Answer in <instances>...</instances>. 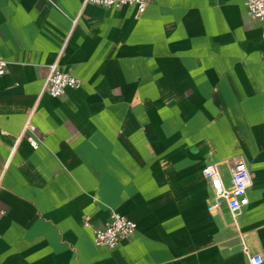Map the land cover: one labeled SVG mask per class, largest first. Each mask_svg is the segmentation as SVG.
I'll return each instance as SVG.
<instances>
[{
    "label": "crops",
    "instance_id": "1",
    "mask_svg": "<svg viewBox=\"0 0 264 264\" xmlns=\"http://www.w3.org/2000/svg\"><path fill=\"white\" fill-rule=\"evenodd\" d=\"M0 56V264H264V60L243 0H148L138 16L0 0ZM56 57L80 80L59 97L41 90ZM236 156L248 202L207 210L201 168ZM111 211L135 230L96 245Z\"/></svg>",
    "mask_w": 264,
    "mask_h": 264
},
{
    "label": "built area",
    "instance_id": "2",
    "mask_svg": "<svg viewBox=\"0 0 264 264\" xmlns=\"http://www.w3.org/2000/svg\"><path fill=\"white\" fill-rule=\"evenodd\" d=\"M148 0H82V5L94 3L103 6L121 7L130 5L135 8L136 16L141 14ZM246 14L261 23V52L264 60V0H243ZM6 60L0 56V77L6 71ZM80 80L74 74L63 70L58 64V57L48 65L41 90L50 96H61L66 88L76 87ZM31 111L25 119L21 134L28 142L37 147L33 136L35 125L30 120ZM224 163V166L222 165ZM201 175L208 181L211 199L206 208L215 211L225 206L233 214L248 202L247 189L251 183V174L247 162L236 156L227 162H208L201 168ZM85 223H87L85 221ZM136 223L124 214L111 211L109 220L93 227V241L96 245L114 247L121 240L128 239L134 232ZM259 254H248L246 264H260Z\"/></svg>",
    "mask_w": 264,
    "mask_h": 264
}]
</instances>
